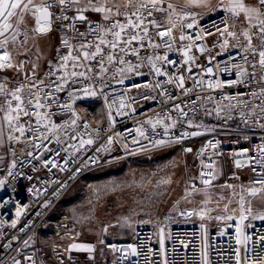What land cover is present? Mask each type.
Here are the masks:
<instances>
[{"label": "built area", "instance_id": "1", "mask_svg": "<svg viewBox=\"0 0 264 264\" xmlns=\"http://www.w3.org/2000/svg\"><path fill=\"white\" fill-rule=\"evenodd\" d=\"M140 2L131 0L132 6L125 8L129 0H92L111 13L91 10L89 0L67 5L63 13L57 4L50 9L53 54L41 74L10 77L0 69L6 90L20 88L24 100L33 101L26 108L29 114L20 113L13 121L24 126L21 135L4 119L11 96L0 94V264H47L41 249L29 245L32 238L75 182L117 162L179 148L195 162V176L188 183L193 192L264 187V67L259 64L264 50L259 19L264 17L247 22L228 11L199 16L171 0H159L156 7L164 10L149 6L148 16L142 9V28L126 29L117 49L102 46L96 58L81 57L76 67L72 61L63 67L62 58L70 51L64 39L76 49L73 55H79L81 44L95 51L99 37L114 39L109 32L113 23L136 21L131 13ZM77 8L87 9L84 21L76 19L81 14ZM168 29L171 35H159ZM130 34L143 37L142 42L124 45ZM109 54L114 56L111 63ZM73 71L84 75L72 76ZM37 96L44 107L34 106ZM216 217L211 213L203 222L138 226L127 239L100 244L92 264H204L205 258L207 264H264V222L237 217L222 223L213 221Z\"/></svg>", "mask_w": 264, "mask_h": 264}, {"label": "rangeland", "instance_id": "2", "mask_svg": "<svg viewBox=\"0 0 264 264\" xmlns=\"http://www.w3.org/2000/svg\"><path fill=\"white\" fill-rule=\"evenodd\" d=\"M172 1L204 16L213 9L223 11L230 3V0H205L204 4L194 6L189 0ZM242 2L248 6L254 4V0ZM19 15L17 10L9 20L13 29ZM238 16L246 19L243 13ZM255 19L253 15L249 20ZM37 26L29 12L15 41L11 39L12 29L6 33L9 43L5 48L12 57L13 67L2 68L5 75H39L44 69L53 54L56 34L53 30L34 33ZM33 38L40 47L37 57L30 55ZM4 50L0 49V53ZM3 151L0 131V157ZM194 176V160L179 148L156 151L96 169L71 186L29 245L41 249L47 264H92L100 244L127 239L141 225L203 222L211 213L217 215L213 221L222 223L237 217L250 223L264 222L260 218L264 217V187L232 185L193 192L188 183ZM250 189H257L256 195H251ZM185 213L191 214L185 218L179 216Z\"/></svg>", "mask_w": 264, "mask_h": 264}, {"label": "snow or ice", "instance_id": "3", "mask_svg": "<svg viewBox=\"0 0 264 264\" xmlns=\"http://www.w3.org/2000/svg\"><path fill=\"white\" fill-rule=\"evenodd\" d=\"M159 2V0H147V2H144V0H141L139 3V6L136 7L135 11L131 13V16L136 17V21H139L138 23L136 21H133L132 19H128L127 24L119 23L118 21L116 23H113L111 26V29H109L110 34L114 37L113 40H106L103 36L99 37V42L95 45V51H88L85 49H90V44H81L80 45V53L79 55H73V51H76L75 48H72V46L69 45L68 40L64 39L62 43L64 46L69 47L70 51L67 56H64L62 59L64 61L63 67L67 68L68 62L72 61V66L76 67L78 61L81 60V57L84 61H87L89 59H94L97 56L101 55L103 49L102 46L111 47L112 49H117L121 45V36L122 33L125 32L126 29H140L142 28V25L144 23V17L140 15L139 13L143 9L144 11H147L148 16L152 15V11L150 10L149 6H151V9H155L156 11H163L164 9L157 8L156 5ZM189 2L194 6H200L201 4L205 3V0H189ZM79 0H41L40 4H34L33 0H0V37H4L3 40H0V49H5L2 53H0V69L2 68H11L13 67L11 63V55L6 50L5 46L9 43L8 37L6 36V33L12 29L14 34L12 35L11 39L15 41L16 36L20 34V26L24 24V17L27 13L31 12L32 15L36 18V24L38 25L35 29H33L34 33H40L43 34L50 30V23H51V17L53 16V12L50 11L53 7H55L57 4L61 7V13H63L65 6L70 4H78ZM132 6L131 0H129V3L125 5V8H128ZM88 8L91 10H94L98 13H111V8H106L104 6H96L92 3V0H89ZM169 9L173 8L172 4L168 5ZM19 10L20 15L19 19L16 20V27L13 29V24L9 22L10 18L14 17L16 15V11ZM86 8H77V12L81 13L76 16L77 20L84 21L86 17L82 14L84 11H86ZM215 10V9H213ZM225 11L231 12L233 15L238 16L240 13H243L246 17V19H250L253 15H255L257 18L264 17V0H255V3L251 6L245 5L242 0H230L229 5L224 9ZM116 15H120L121 13L119 10L116 11ZM61 17H56V19H60ZM105 19H108V15H105ZM63 19H68L67 16H63ZM153 25H157V22L155 20L150 21ZM259 25H260V33L262 36H264V19H259ZM189 28H191L193 25L188 24ZM175 27V25H173ZM116 29H119L118 31ZM144 35L146 36L148 34V29L143 28ZM89 31L92 34H95L96 29L89 28ZM102 31V30H101ZM25 35H27V32H25ZM80 35H83L82 33ZM159 35L161 37L171 35V29H168L164 32H160ZM229 36L235 35L232 32H228ZM243 35L245 37H248V33L244 32ZM185 39V37L182 35L181 40ZM140 40L142 42L143 37H140L138 34H130V39L124 40V45H131L133 41ZM225 44H227V41H225ZM249 45H251V39L249 37ZM159 45H153V47H158ZM170 47V46H169ZM120 51L123 52L124 48L120 47ZM185 56H188L187 51H185ZM107 59L109 63H111L114 59V56L109 54L107 56ZM167 59V57H165ZM188 59H191V57H188ZM149 61L151 62V57H149ZM187 62V61H186ZM121 63H124L123 60H121ZM259 64L261 67H264V50L259 51ZM153 68H155V64H153ZM101 69L105 70L103 68V64H101ZM158 75H161L163 73L160 72L158 68H155ZM91 71V69H89ZM120 71H124V69H120ZM128 71H132V68L129 67ZM211 71V69H209ZM72 76H83L84 73H76L73 71L71 73ZM238 75H244L243 72L238 73ZM180 86L183 87V77H180ZM210 88L214 87L211 83L208 85ZM60 90V87H57V91ZM21 89L17 88L14 91L6 90L5 87L0 84V94H3L5 97L11 96L10 100H7V114L5 115L4 119L7 121L10 128H13L15 131L20 132L21 135L24 134L25 128L23 125H15L13 124V121H18L20 119V113H23L25 116H27L29 113L26 110L27 107L33 106V101L31 99H28L27 101L24 100V98L21 96ZM91 95H95V93H91ZM13 101H15V104H13ZM36 108H42L44 107L43 103L41 102L39 96L35 99V105ZM179 107V106H177ZM261 111H264V108L261 109ZM15 113V115H13ZM37 116H39V113H37ZM74 123V122H73ZM55 127V125H53ZM192 135H199V133H192ZM13 137L9 135V139H12ZM83 143V142H82ZM87 143H91V141H87ZM164 141H157V144H163ZM215 147V145H213ZM188 151H191V149H188ZM239 166V163L237 164ZM210 167V165H208ZM201 175H205V173H201ZM210 175V173H209ZM205 184H209V180L204 181ZM260 183H264V180L260 181ZM251 195H256L257 189H250L249 190ZM191 214V213H189ZM19 215V212L17 213ZM230 218V217H229ZM261 219H264V217H260ZM15 224H13V227ZM247 240V237L245 238ZM262 240H264V237H261ZM239 242V241H238ZM27 243V242H26ZM72 247H78L77 245H73ZM88 251H91V248L87 249ZM135 249L132 250L133 254H135ZM30 259V258H29ZM15 264H20L19 261H15ZM204 264H207V259L205 258Z\"/></svg>", "mask_w": 264, "mask_h": 264}, {"label": "crops", "instance_id": "4", "mask_svg": "<svg viewBox=\"0 0 264 264\" xmlns=\"http://www.w3.org/2000/svg\"><path fill=\"white\" fill-rule=\"evenodd\" d=\"M25 2H27V0H25ZM33 3L34 4H40L41 3V1H39V0H33ZM33 16V18H35V16L34 15H32ZM36 19V18H35ZM30 48H32L33 49V51H31V53H30V55H33V57H37L38 55H39V45L37 46V42H36V40H35V38H33V40H32V42H31V44H30ZM43 71V70H42ZM41 71V72H42ZM41 74V73H40Z\"/></svg>", "mask_w": 264, "mask_h": 264}, {"label": "bare ground", "instance_id": "5", "mask_svg": "<svg viewBox=\"0 0 264 264\" xmlns=\"http://www.w3.org/2000/svg\"><path fill=\"white\" fill-rule=\"evenodd\" d=\"M172 1V0H171ZM173 3H175L176 5H178V3H176V2H174V1H172ZM254 3H255V1H254ZM178 6H180V5H178ZM181 7H185V8H188V9H190L192 12H194L191 8H189V7H187V6H181ZM212 11H217V10H211L209 13H211ZM223 11H225V10H223ZM196 14H198L197 12H195ZM208 13V14H209ZM208 14H206V15H208ZM199 15V14H198ZM205 15V16H206ZM199 16H204V15H199ZM241 17V16H240ZM243 20H245V21H247V22H256L257 20H258V18L257 19H255V20H249V19H245V18H243V17H241ZM48 32V31H47ZM46 33V32H45ZM187 215H189V213H185V216H187ZM179 216H181V215H179Z\"/></svg>", "mask_w": 264, "mask_h": 264}, {"label": "water", "instance_id": "6", "mask_svg": "<svg viewBox=\"0 0 264 264\" xmlns=\"http://www.w3.org/2000/svg\"><path fill=\"white\" fill-rule=\"evenodd\" d=\"M51 19V18H50ZM0 22H2V21H0Z\"/></svg>", "mask_w": 264, "mask_h": 264}]
</instances>
